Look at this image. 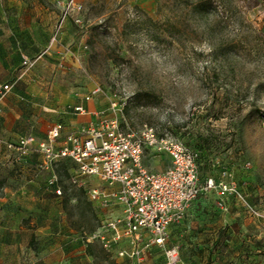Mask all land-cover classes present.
I'll use <instances>...</instances> for the list:
<instances>
[{"label": "rangeland", "instance_id": "obj_1", "mask_svg": "<svg viewBox=\"0 0 264 264\" xmlns=\"http://www.w3.org/2000/svg\"><path fill=\"white\" fill-rule=\"evenodd\" d=\"M71 1L80 10L66 12ZM0 18H19L35 74L59 87L45 91L56 123L65 112L76 117L70 106L99 86L92 110L108 116L109 100L125 97L124 130L147 124L172 134L198 154L201 184L224 179L240 192L224 196L227 211L216 190L202 194L172 231L168 244L186 264H264V0H0ZM42 161L37 155L35 164ZM144 163L170 166L152 153ZM53 170L62 194L45 188L46 201L37 178L0 155L4 188L16 189L23 174L32 182L34 211L23 224L35 231L41 264L74 262L56 233L84 250L87 264H114L99 244L85 247L98 226L85 191L64 165ZM50 174L39 173L44 181ZM12 214L0 224L14 223ZM110 214L100 210L101 220ZM152 259L164 264L161 252Z\"/></svg>", "mask_w": 264, "mask_h": 264}, {"label": "built area", "instance_id": "obj_2", "mask_svg": "<svg viewBox=\"0 0 264 264\" xmlns=\"http://www.w3.org/2000/svg\"><path fill=\"white\" fill-rule=\"evenodd\" d=\"M69 10L78 11L80 6L71 1L66 6V12ZM55 39L56 34L52 41ZM33 64L24 58L26 70ZM13 85L14 81L0 84V102ZM101 93V88L94 86L84 99L90 101ZM126 101L125 97L109 100L110 115L100 116L76 133L63 136L62 124L55 123L42 141L32 134L14 142L0 139V155L22 169L30 167L37 176L49 170L50 178L44 187L54 188L52 195L56 198L62 191L53 166L69 162L71 180L85 191L98 222L96 230L84 240L98 243L112 259L120 260L118 264H145L146 258L156 252L163 254L164 264H186L178 247L170 246L168 241L172 230L184 223L195 201L216 190L221 195L220 206L227 211L224 196H242L224 179L215 182L209 178L201 184L198 154L172 134L159 135L147 124L135 132L124 130L120 113ZM74 111L88 113L82 106ZM146 153L167 157L170 166L161 171L149 169L144 163ZM35 154L43 157L37 165L32 162ZM105 209L113 214L101 220L100 210ZM63 243L70 245L67 240Z\"/></svg>", "mask_w": 264, "mask_h": 264}, {"label": "crops", "instance_id": "obj_3", "mask_svg": "<svg viewBox=\"0 0 264 264\" xmlns=\"http://www.w3.org/2000/svg\"><path fill=\"white\" fill-rule=\"evenodd\" d=\"M0 21V84L14 81L11 92L0 102V139L14 142L20 137L32 134L38 141H42L46 137L47 130L56 123L53 115L47 112L53 106L48 104L45 91L59 87L57 85L53 86L51 77L37 76L34 68L26 70L23 67L24 58L32 59L33 56L31 51L24 48L25 44H22L21 48V29L17 25L18 23H14V21H19V18H11L10 24L8 20L3 22L4 18H0ZM94 99L73 102L74 104L70 107H73V112L77 114L76 117L67 112L60 115V118L64 121V123H61L63 136L78 132L81 128L89 126L102 116V112L91 109L94 107L92 103ZM77 106H82L88 113L80 117L79 115L83 114L74 111ZM37 155L39 154L32 157L34 164ZM40 157L43 159L42 156ZM60 164L64 165L71 175V164L67 161ZM55 167L56 165L53 166V168ZM23 171L33 180L36 181L35 178H37L36 182H38L43 197L46 201H49L51 196L47 193L44 187L45 181L42 180L41 176H37L28 166H25ZM17 179L19 182L16 189L12 190L5 187L3 195L0 197V218L3 215H11L12 213L14 216V223L0 224V264H41L36 254L35 231L33 227L23 224V220L31 216L34 211L36 194L30 189L31 180L24 174L23 178ZM24 212L28 215L27 217ZM56 237L61 246L69 254L75 256L72 257L74 262L60 258L57 264H87L85 260L89 259V256H85V260L80 256L84 254L82 253L84 250L74 249L70 241V245L66 247L63 243L64 240L61 241L57 233ZM152 255L146 258L147 262L145 264H151ZM112 260L116 264L120 263V260Z\"/></svg>", "mask_w": 264, "mask_h": 264}, {"label": "trees", "instance_id": "obj_4", "mask_svg": "<svg viewBox=\"0 0 264 264\" xmlns=\"http://www.w3.org/2000/svg\"><path fill=\"white\" fill-rule=\"evenodd\" d=\"M16 165V164H15ZM18 166V165H17ZM21 170H23L20 166H18ZM4 185H5V181H1L0 182V197L3 195V189H4ZM199 200V198L196 200V201H198ZM195 201V202H196ZM90 203V202H89ZM90 206H91V209H92V211H93V214H94V216L96 217V215H95V213H94V210H93V208H92V205H91V203H90ZM193 206H195V203H194V205ZM193 209V208H192ZM94 243H96V242H92V243H86L85 242V245H86V249L87 248H90L91 246H92V244H94ZM98 244V243H97ZM104 250V249H103ZM105 251V250H104ZM106 252V251H105ZM107 254H108V256H109V258L112 260V258H111V256H110V254L108 253V252H106ZM89 255H91L92 256V254H90L89 253ZM113 261V260H112ZM113 263L114 264H116L114 261H113Z\"/></svg>", "mask_w": 264, "mask_h": 264}]
</instances>
